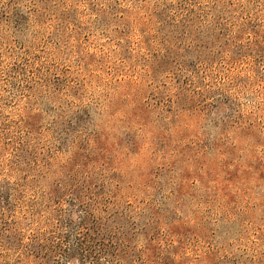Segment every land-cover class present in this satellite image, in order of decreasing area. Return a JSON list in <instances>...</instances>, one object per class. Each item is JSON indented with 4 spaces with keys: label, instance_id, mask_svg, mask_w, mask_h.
I'll return each mask as SVG.
<instances>
[{
    "label": "rangeland",
    "instance_id": "obj_1",
    "mask_svg": "<svg viewBox=\"0 0 264 264\" xmlns=\"http://www.w3.org/2000/svg\"><path fill=\"white\" fill-rule=\"evenodd\" d=\"M222 1L0 0V264H264V0Z\"/></svg>",
    "mask_w": 264,
    "mask_h": 264
},
{
    "label": "trees",
    "instance_id": "obj_2",
    "mask_svg": "<svg viewBox=\"0 0 264 264\" xmlns=\"http://www.w3.org/2000/svg\"><path fill=\"white\" fill-rule=\"evenodd\" d=\"M223 8L222 11H224L226 8H227V4L223 3L222 0H216V3H215V9H217V11L220 10V8ZM215 16V14L213 15ZM212 16V17H213ZM217 17V16H216ZM186 21H190V22H186ZM191 21H192V18H185L184 20L181 21V25L183 26H190L191 25ZM210 22V19L208 20ZM248 25V21L245 20L244 22H242L240 28H243ZM87 237L91 238V243H89V240L87 239L86 243L85 242H81L83 244H85L86 246H83V247H79V255H80V258H79V261L80 262H83L84 260L90 258V257H94V259H96L95 262H93V264H101L100 259L98 258L99 257V251L96 250L97 248L95 247V243H94V236L92 234H88ZM93 238V239H92ZM80 248H81V251H80Z\"/></svg>",
    "mask_w": 264,
    "mask_h": 264
}]
</instances>
